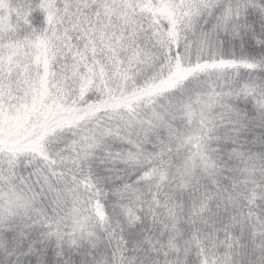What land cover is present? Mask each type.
<instances>
[{
  "label": "snow or ice",
  "instance_id": "1",
  "mask_svg": "<svg viewBox=\"0 0 264 264\" xmlns=\"http://www.w3.org/2000/svg\"><path fill=\"white\" fill-rule=\"evenodd\" d=\"M0 264H264V0H0Z\"/></svg>",
  "mask_w": 264,
  "mask_h": 264
}]
</instances>
